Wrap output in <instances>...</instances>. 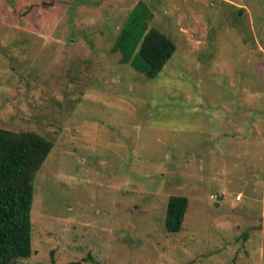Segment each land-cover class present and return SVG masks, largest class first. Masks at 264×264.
<instances>
[{
	"label": "rangeland",
	"instance_id": "374dc122",
	"mask_svg": "<svg viewBox=\"0 0 264 264\" xmlns=\"http://www.w3.org/2000/svg\"><path fill=\"white\" fill-rule=\"evenodd\" d=\"M139 1L154 79L111 51ZM0 127L53 142L13 264H264V0H0Z\"/></svg>",
	"mask_w": 264,
	"mask_h": 264
},
{
	"label": "trees",
	"instance_id": "16d2710c",
	"mask_svg": "<svg viewBox=\"0 0 264 264\" xmlns=\"http://www.w3.org/2000/svg\"><path fill=\"white\" fill-rule=\"evenodd\" d=\"M150 8L139 1L120 29L111 51L121 55L120 64L136 68L146 64L145 76L154 79L176 52L173 40L149 27ZM53 148L48 138L33 132L0 127V264H13L32 254L31 206L34 177ZM188 198L171 196L165 213V230H182Z\"/></svg>",
	"mask_w": 264,
	"mask_h": 264
},
{
	"label": "built area",
	"instance_id": "2783aa9c",
	"mask_svg": "<svg viewBox=\"0 0 264 264\" xmlns=\"http://www.w3.org/2000/svg\"><path fill=\"white\" fill-rule=\"evenodd\" d=\"M241 195H237L236 200H240Z\"/></svg>",
	"mask_w": 264,
	"mask_h": 264
},
{
	"label": "water",
	"instance_id": "95a60500",
	"mask_svg": "<svg viewBox=\"0 0 264 264\" xmlns=\"http://www.w3.org/2000/svg\"><path fill=\"white\" fill-rule=\"evenodd\" d=\"M156 4H158V1H156ZM159 7V6H158Z\"/></svg>",
	"mask_w": 264,
	"mask_h": 264
}]
</instances>
